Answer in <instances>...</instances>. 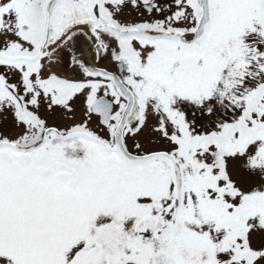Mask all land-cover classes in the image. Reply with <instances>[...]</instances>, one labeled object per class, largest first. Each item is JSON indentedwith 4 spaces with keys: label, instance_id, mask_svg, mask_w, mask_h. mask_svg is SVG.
<instances>
[{
    "label": "snow or ice",
    "instance_id": "1",
    "mask_svg": "<svg viewBox=\"0 0 264 264\" xmlns=\"http://www.w3.org/2000/svg\"><path fill=\"white\" fill-rule=\"evenodd\" d=\"M0 264H264V0H0Z\"/></svg>",
    "mask_w": 264,
    "mask_h": 264
}]
</instances>
